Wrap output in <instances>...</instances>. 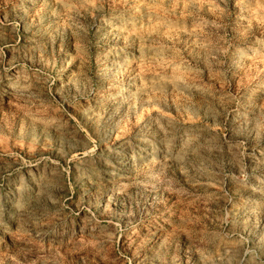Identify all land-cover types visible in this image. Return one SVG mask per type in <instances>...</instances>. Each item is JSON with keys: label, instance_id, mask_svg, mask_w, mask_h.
<instances>
[{"label": "rangeland", "instance_id": "1", "mask_svg": "<svg viewBox=\"0 0 264 264\" xmlns=\"http://www.w3.org/2000/svg\"><path fill=\"white\" fill-rule=\"evenodd\" d=\"M0 264H264V0H0Z\"/></svg>", "mask_w": 264, "mask_h": 264}]
</instances>
